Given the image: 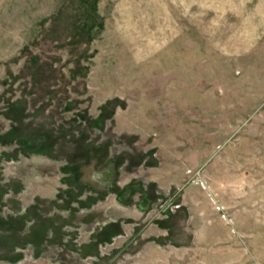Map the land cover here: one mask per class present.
Masks as SVG:
<instances>
[{"label": "rangeland", "instance_id": "1", "mask_svg": "<svg viewBox=\"0 0 264 264\" xmlns=\"http://www.w3.org/2000/svg\"><path fill=\"white\" fill-rule=\"evenodd\" d=\"M0 264H264V0H0Z\"/></svg>", "mask_w": 264, "mask_h": 264}]
</instances>
